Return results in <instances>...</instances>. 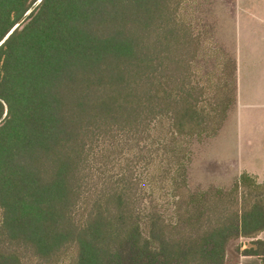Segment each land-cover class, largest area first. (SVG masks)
I'll list each match as a JSON object with an SVG mask.
<instances>
[{"label":"trees","instance_id":"16d2710c","mask_svg":"<svg viewBox=\"0 0 264 264\" xmlns=\"http://www.w3.org/2000/svg\"><path fill=\"white\" fill-rule=\"evenodd\" d=\"M185 1L0 0V264H225L238 237L264 264V181L188 188L228 101Z\"/></svg>","mask_w":264,"mask_h":264},{"label":"rangeland","instance_id":"374dc122","mask_svg":"<svg viewBox=\"0 0 264 264\" xmlns=\"http://www.w3.org/2000/svg\"><path fill=\"white\" fill-rule=\"evenodd\" d=\"M259 3L264 6V0H260ZM234 11L233 0H189L183 2L179 10L180 19L191 27L200 42L199 52L193 62L194 80L206 85L210 95L214 94L217 88L221 89L220 95L226 97L228 101L225 118L215 134L195 135L185 139L187 152H189L186 176L188 188L193 192L210 188L230 190L245 173L239 171L237 162L238 155L243 152H233L237 148L239 136L236 132L237 123L234 116L236 111L233 71L235 41L236 37L240 36L247 49L256 47L257 50L262 51L264 43L259 44V42L263 41L264 30L251 22L243 27V24L250 20H245L241 25L239 20L235 21ZM255 110V108H245L242 114L246 117L256 113ZM228 118L229 120L225 123ZM223 126V131L220 133ZM247 174L255 178L257 182L264 181V176L256 179V176ZM161 206L165 214L174 215L169 198L163 199ZM238 243V238L228 242L226 247L229 248L230 253L227 264H236L234 251Z\"/></svg>","mask_w":264,"mask_h":264},{"label":"crops","instance_id":"0c3cea01","mask_svg":"<svg viewBox=\"0 0 264 264\" xmlns=\"http://www.w3.org/2000/svg\"><path fill=\"white\" fill-rule=\"evenodd\" d=\"M259 2L260 0H233L235 21L239 20L242 25L245 20H250L246 21L243 27L251 22L264 30V6H261ZM243 33L247 37V33L245 31ZM262 40L259 44L264 43V37ZM234 58L236 67L234 116L237 123L236 132L239 136L237 148H234L233 152H243L238 155L237 161L240 172L250 173L256 176V179H261L264 176V49L262 51L257 50L256 47L247 49L246 44L242 43L238 36L235 41ZM245 108H255L256 113L245 117L242 114ZM228 120L229 118L225 123ZM258 238L264 241V230L258 234ZM238 239L239 243L234 251L236 264H262L260 257L241 253L243 248L251 246V239L244 237H238ZM229 253V248L226 247L225 264H227Z\"/></svg>","mask_w":264,"mask_h":264},{"label":"water","instance_id":"95a60500","mask_svg":"<svg viewBox=\"0 0 264 264\" xmlns=\"http://www.w3.org/2000/svg\"><path fill=\"white\" fill-rule=\"evenodd\" d=\"M27 15V14H26Z\"/></svg>","mask_w":264,"mask_h":264}]
</instances>
